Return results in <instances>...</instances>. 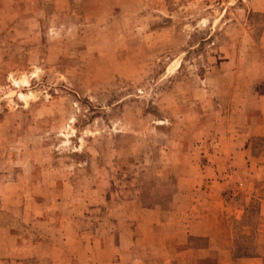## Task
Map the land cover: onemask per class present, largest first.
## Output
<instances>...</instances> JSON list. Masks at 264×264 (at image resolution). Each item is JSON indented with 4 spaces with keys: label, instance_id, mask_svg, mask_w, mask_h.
<instances>
[{
    "label": "rangeland",
    "instance_id": "1",
    "mask_svg": "<svg viewBox=\"0 0 264 264\" xmlns=\"http://www.w3.org/2000/svg\"><path fill=\"white\" fill-rule=\"evenodd\" d=\"M242 200L264 256V0H0V264H187Z\"/></svg>",
    "mask_w": 264,
    "mask_h": 264
},
{
    "label": "crops",
    "instance_id": "2",
    "mask_svg": "<svg viewBox=\"0 0 264 264\" xmlns=\"http://www.w3.org/2000/svg\"><path fill=\"white\" fill-rule=\"evenodd\" d=\"M239 204L242 209L232 208L231 214L213 205L206 207L203 213L199 212V222L203 223L201 229L194 230L192 224V231L185 236V241L192 240V243L181 246L176 254L192 256V261L187 264H264V256L250 252V249L237 255V250L242 248H238L234 230L225 217L234 215L235 219H241L245 206L243 200Z\"/></svg>",
    "mask_w": 264,
    "mask_h": 264
}]
</instances>
